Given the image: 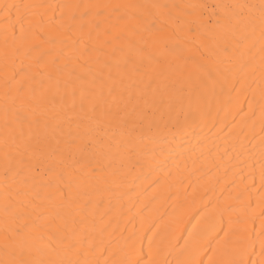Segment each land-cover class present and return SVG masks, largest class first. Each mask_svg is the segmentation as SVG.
<instances>
[{
  "label": "bare ground",
  "instance_id": "6f19581e",
  "mask_svg": "<svg viewBox=\"0 0 264 264\" xmlns=\"http://www.w3.org/2000/svg\"><path fill=\"white\" fill-rule=\"evenodd\" d=\"M27 5L0 12V259L4 258L6 192L17 222L42 225L45 242L74 244L73 258L98 264H183L261 259L264 239V37L261 0H0ZM121 5L125 30L143 36L163 29L170 54L162 60L165 104L150 108L128 129L105 125L80 163L58 182L36 159L11 162L5 172L4 109L23 86L47 82L46 54L69 51L70 16L90 20V5ZM207 5L206 9L190 6ZM255 5V8H216ZM79 6V7H76ZM112 12V9H108ZM203 12L202 19L197 13ZM87 13V15H85ZM232 16L225 32L215 25ZM139 17V22L137 21ZM211 17V23L208 21ZM15 25V27H13ZM75 35V33H74ZM43 37V40L39 39ZM137 39H139L137 37ZM14 73L16 79L11 77ZM11 95L6 97L5 80ZM171 107H168V96ZM59 103V98H57ZM16 105L19 106V100ZM51 108V105L48 106ZM71 115V113H69ZM27 128L25 127V133ZM83 135V133H82ZM85 139L87 137L85 136ZM63 168V166H61ZM59 228V231H57ZM51 237V240L48 237ZM79 249V257L75 255ZM247 255L244 259H248Z\"/></svg>",
  "mask_w": 264,
  "mask_h": 264
},
{
  "label": "snow or ice",
  "instance_id": "6c2138e0",
  "mask_svg": "<svg viewBox=\"0 0 264 264\" xmlns=\"http://www.w3.org/2000/svg\"><path fill=\"white\" fill-rule=\"evenodd\" d=\"M27 7L0 3V12L5 14V20L11 19L10 14L13 9L16 10V22L20 24L19 39L22 41L26 38L25 21L28 17L20 9ZM86 7L95 9L90 20L85 21L75 14L70 16L71 23L64 34V39L70 42L69 51L65 53L61 49L57 54L48 52L46 55L50 59L46 62L43 57L38 58L39 63L52 67L47 82L41 80L38 88L29 85L27 95H24L23 86L18 87V95L12 97V104L5 105L6 174L11 171L13 160L24 163V157H27L29 162L36 159L52 178L62 182L64 169L81 162L80 158L89 153L90 144L95 143L96 133L102 127L128 129L136 121H142L148 109L165 104L168 86L164 82L163 71H158V67L170 54V49L161 35L163 29L152 32L145 39L143 33L150 31L149 28L125 30L121 24L127 25L128 22L122 15H116L113 22V13H118L124 6L106 4ZM190 7L203 10L208 6L201 4ZM215 7L243 10L256 6ZM108 9H112V12H108ZM259 13L261 35L264 37V0L259 5ZM197 15L202 19L203 12ZM213 15L217 16L215 25L227 32L232 16ZM136 19L139 22L140 18ZM204 22L211 23V17ZM39 39L43 40V37ZM16 75L18 73H14L11 79L15 80ZM9 83L6 79V97L11 95ZM17 100L19 106L16 105ZM168 107H171L170 95ZM261 179L264 183V171ZM3 212L4 258L0 259V264H98L87 259H74V244L61 241V246H53L45 242L44 230L50 226V222L35 225L25 219L23 224H19L18 209L13 205L10 192L5 194ZM261 214L264 215V211ZM48 239L51 240V237ZM260 248L261 259L258 261L251 260L250 256L254 253L249 254L245 249L239 259L227 264H264V239L260 242ZM75 255L79 257V249H76ZM245 255L249 257L247 260L244 259ZM126 264H140V261ZM183 264H204V261L192 258ZM208 264L217 262L209 258Z\"/></svg>",
  "mask_w": 264,
  "mask_h": 264
}]
</instances>
